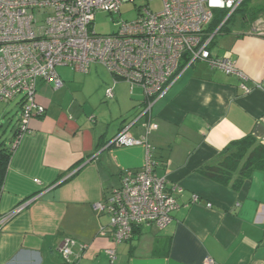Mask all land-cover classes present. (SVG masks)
Here are the masks:
<instances>
[{
  "label": "crops",
  "instance_id": "obj_1",
  "mask_svg": "<svg viewBox=\"0 0 264 264\" xmlns=\"http://www.w3.org/2000/svg\"><path fill=\"white\" fill-rule=\"evenodd\" d=\"M223 40L224 49L214 54H229L245 78L198 61L202 65L183 70L153 103L150 121L156 128L146 138L166 188H182L179 208L166 225H140L120 243L102 233L108 216L95 205L119 186L122 172L144 163V145L110 143L129 125L134 138L145 134L141 123L147 117L135 122L141 89L131 91L124 80L114 83L107 72L105 90L114 83V97L104 95L112 102L86 114L66 100L64 85L38 82L36 99L45 112L32 118L13 146L1 187L0 216L19 210L1 225L0 264H62L58 246L64 238L74 240L73 264H205L208 258L214 264H264V169L237 187L200 172L232 141L250 135L264 145V32L247 28ZM16 97L0 98V138L8 145L15 143L20 117L22 97ZM5 104L16 110L8 142ZM109 247L116 253L113 262Z\"/></svg>",
  "mask_w": 264,
  "mask_h": 264
},
{
  "label": "built area",
  "instance_id": "obj_2",
  "mask_svg": "<svg viewBox=\"0 0 264 264\" xmlns=\"http://www.w3.org/2000/svg\"><path fill=\"white\" fill-rule=\"evenodd\" d=\"M159 1L161 8L157 11L148 3L136 5L135 18L121 20L115 23L114 32L100 35L92 29L95 14L118 13L123 3L135 4L134 0H0V98L9 102L18 95L22 97L16 142L29 131L32 118L45 112V106L36 99L38 82H52L55 88L63 85L57 66L87 72L91 65L100 64L114 83L124 80L131 91L134 87L142 91V109L135 122L147 117L141 123L145 134L134 138L129 125L110 143L144 145V163L140 168L122 172L119 186L112 189L104 203L95 205L108 216L102 233L114 243L128 241L136 225H166L172 212L179 208L177 195L182 188H166L164 175L155 172L159 163L152 157L146 138L156 128L150 121L153 103L183 70L198 61L211 69L245 78L229 54L217 56L210 48L215 35L245 0ZM221 12L225 13L223 19L209 31L210 23L218 17L216 13ZM113 84L105 90L107 98L114 97ZM18 210L0 216V228ZM73 243L71 238H64L58 246L62 264H73ZM106 253L113 262L115 250L109 247ZM205 264L214 262L208 258Z\"/></svg>",
  "mask_w": 264,
  "mask_h": 264
},
{
  "label": "rangeland",
  "instance_id": "obj_3",
  "mask_svg": "<svg viewBox=\"0 0 264 264\" xmlns=\"http://www.w3.org/2000/svg\"><path fill=\"white\" fill-rule=\"evenodd\" d=\"M133 2H125L119 9L118 13L109 14L108 12L98 11L95 14L94 21L92 22V29L100 35L111 34L116 30L115 23L121 20H131L136 17V5H145L157 11L161 8V2L159 0H134ZM251 6L257 4H264V0H249ZM249 28V31L264 32V16L259 15L252 23L242 22L241 11H236L226 22V26L223 31L217 33L213 38L211 49L213 51H222L224 49L225 35L245 30ZM198 63V64H197ZM195 62V66L202 65L199 62ZM56 72L63 82V90L66 92V100L69 102H75L79 108H82L86 114L92 111L101 109L105 104L112 102V100L106 99L104 95L105 91V74L108 76L107 71L99 64L91 65V70L88 73L77 72L67 66H57ZM21 96V95H18ZM20 97L14 99L19 100ZM11 104V103H10ZM12 106L16 103L11 104ZM11 105H3V109H6L7 113L2 118L4 125V139L8 142L11 139V129L15 124L16 110L11 109ZM76 106V107H77ZM11 119V121H9Z\"/></svg>",
  "mask_w": 264,
  "mask_h": 264
},
{
  "label": "trees",
  "instance_id": "obj_4",
  "mask_svg": "<svg viewBox=\"0 0 264 264\" xmlns=\"http://www.w3.org/2000/svg\"><path fill=\"white\" fill-rule=\"evenodd\" d=\"M238 11H241L245 24L246 22L252 23L259 15L264 16V4L251 6L249 0H245ZM224 15L225 13L223 12L216 13L218 17L210 23L208 30H214ZM225 26L224 24L220 31H223ZM18 132L19 129L17 127L15 142ZM13 146V144H5L4 140L0 138V193ZM156 161L159 163L158 160ZM257 169H264V145L256 143L254 138L248 135L240 140L232 141L221 151L214 163L206 164L200 172L207 178L237 187L243 179L249 177ZM138 226L136 225L132 228V233L133 229Z\"/></svg>",
  "mask_w": 264,
  "mask_h": 264
}]
</instances>
